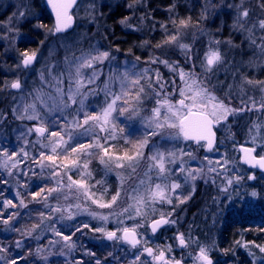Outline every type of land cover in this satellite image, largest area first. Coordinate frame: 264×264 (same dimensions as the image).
Here are the masks:
<instances>
[{
    "label": "snow or ice",
    "instance_id": "6c2138e0",
    "mask_svg": "<svg viewBox=\"0 0 264 264\" xmlns=\"http://www.w3.org/2000/svg\"><path fill=\"white\" fill-rule=\"evenodd\" d=\"M47 2L51 5L57 19L55 29H49L48 36L55 37L60 43L54 48H50L48 57L44 58L39 72L40 88L36 89L34 93H29L33 103L26 104L21 111L20 106L14 102L11 111L13 119L37 121V125L29 128L27 132H21L17 137L18 140L25 141V145L19 151L0 143V184L7 185L9 183L2 174L5 171L9 177H15L17 183L15 197L8 198L3 195V192H0V197H3L0 198V224L3 225L2 231L16 233L19 236L14 245L12 243L5 245L0 241V254H3L0 255V264H38L37 257L42 264H50L48 257L43 254L44 250L37 248L33 251L30 243L33 239L42 243L41 236L48 231H51L54 236L62 238V247L66 248L68 252L77 247V241L81 237H87L89 232H94L102 233L110 241L123 240L136 249L132 254L134 257L132 264H148L146 258L142 259L145 253L147 257H152L157 264H182V261L175 257L166 258L165 251H160L159 255H156L150 247H144L142 251L139 247L142 240L138 239L137 229H145L144 235L147 236L148 228L155 234L162 227L178 222L171 218V213L167 215L162 213L159 219L153 215L151 223H147L145 219L147 214L142 210L147 208L149 203L171 204L173 212H175L178 205L173 203L174 195L180 204L191 198V194L182 196L181 193H177V190L181 188L180 183L174 180L169 190L166 181L177 172L181 174L185 172L182 157L192 154L181 150L180 157H177L175 152H168L166 156L156 148L153 138L163 137L166 131L171 129L175 130L177 139L182 137L186 141H196L197 147H203L200 141H206L207 150H213L212 128L214 126L222 124L230 115L237 112L264 113V97L259 101L254 96L249 97L247 101L242 100L244 106L239 109L231 106L232 89L237 76L240 77L242 88L245 85L252 86L264 93V80H254L247 75H241L242 65L253 66L258 63L257 56L264 57V0H259L262 14L255 19L245 0H241L239 4H229L227 0H219V2L203 0L200 18L195 22L197 28L202 24L206 26L214 24L218 18L226 14L225 8L234 12L232 23L228 26L227 36L223 35L225 31L223 20L216 25L214 31L210 27L201 29L200 34L209 38L203 57L199 52L193 53L192 45L182 42L184 36L181 29L192 26L191 18L181 19L175 32L171 31L167 24H160L167 39L155 45L162 51L160 55L148 61L149 64L157 66L155 70L145 68L142 72L133 70L117 72L103 81L102 88L100 82L103 74L98 72L97 68L104 65L105 62L111 63L116 59L113 51L111 49L102 50L99 45H89L87 49H84L78 47L81 44L80 40L68 39L66 30L69 28L71 20L68 10L77 3V0H64L62 3H57L55 0H47ZM30 8L29 0H17L15 11L7 22L0 21V39L10 40L23 27L22 21H26L30 15ZM128 8L129 15L122 17L120 23L132 31H139L138 25L133 23L137 19L135 11L139 10V6L129 4ZM174 10L175 5H169V13H173ZM90 11L91 22L98 24L100 18L95 15V0H92ZM139 19L142 22H147L152 17L145 12ZM172 24L176 27L177 21L172 19ZM36 27H43V25L37 24ZM154 27L155 22H153ZM234 34L243 36L244 40L237 43ZM245 42H247L249 50L253 52V56L247 61L243 59ZM46 43L47 37L40 42V48H43ZM145 46H147V42H145ZM177 47L184 57V65L192 64V68L187 72L179 62L161 58L173 54V49ZM166 48L168 51H163ZM60 49H63L66 54L63 62L52 61L53 56ZM77 51H79V55L76 54ZM115 51H120V49L117 48ZM230 54L231 59H229ZM237 55L241 57L239 62L236 60ZM40 56L39 48L33 51L25 49L19 52L15 70L33 68L40 61ZM136 59L139 61L140 57ZM50 61L52 62L50 63ZM197 61H199L200 73L196 72ZM161 64L169 68L174 77L178 75L183 86L177 84L175 79L170 82L166 81L158 67ZM260 66L264 67V64ZM135 68L134 64L133 69ZM178 69L179 71H177ZM221 69L233 78V83L227 84L228 91L223 97L216 94L217 85H213L212 88L208 87L213 76L219 78L218 74ZM229 69L232 71L229 72ZM201 75L204 79H201ZM117 80L120 86L119 91L115 89ZM225 83L227 80L220 82L219 89H222ZM169 84L174 86V91L179 96L178 100L175 99L173 93L169 92ZM45 88L47 89L46 94L43 92ZM11 90H23L19 78L5 83L0 88V91H9L10 94ZM133 93H135V106L129 107V98ZM101 94H103V104L97 111L96 108L90 107L87 101L90 97L98 98ZM153 97H155V107L152 108L150 116H144L143 113L147 111L144 104L146 100L151 102ZM249 102L251 107H249ZM8 118L7 111L0 112V128L8 122ZM134 120L142 121L141 138L132 145L134 151L131 154L128 151L120 154L116 149V143L123 140L125 148L132 144V133L137 131L131 125ZM33 134L37 136L36 141L27 139ZM45 140H48V143H44ZM28 145H31L33 149L31 154ZM243 151L246 154L245 163H251L253 167L259 166L264 170V155H261L257 160L252 155L256 151L255 148H244ZM73 156L76 158H71ZM93 156L97 157L99 164L103 166V175L99 180L95 179L90 168L91 160L87 159ZM177 159H180L181 163L177 164L175 168H165L166 162L175 164ZM253 161L255 162L253 163ZM226 163L227 161L217 160L216 166H213L209 161L207 168V173H214L222 183L226 184L225 187L219 189L224 193H227L229 188L241 179L237 175L225 180ZM21 164L24 165L23 168L19 167ZM144 164L148 166L146 175H150L152 171L158 169L159 173L156 178L165 181L163 184H157L155 189L151 190V196L148 199L140 194V188L144 181L133 186L134 177L138 175L139 168ZM129 169L126 183L122 171L118 170ZM77 172H79L80 178L73 179ZM113 173L119 181V187L111 196L110 201H102L96 197L95 191L102 189L101 197H103L108 192L105 185ZM29 176L34 177V180L24 179ZM65 176L67 182L64 180ZM198 176L202 178L206 176L203 169L189 170L184 177L185 183L189 180H196ZM254 178L251 175L247 177L249 180ZM93 180L95 183H92ZM176 180H179V176H176ZM212 182L215 184V179ZM48 184L53 186L47 187L45 190ZM30 188L39 190L32 191V200L26 203L23 190ZM65 189H67V194L64 193ZM54 193L63 195L67 207L59 203L58 197L54 196ZM72 195H75L76 199L82 195L87 201H90V204L84 208H81L80 203L73 205L71 203ZM252 195L255 196L256 193L253 192ZM53 199H57L55 207L50 203ZM129 200L134 203H128ZM40 203H43V208L37 209L29 206ZM212 203L217 205L215 198ZM125 204L127 206H123ZM91 205L100 209L112 210L111 214L117 217V230L106 231L103 225H93L90 221L80 219L79 217L87 214L92 220L108 221L109 216L92 210ZM73 207L77 211L72 212ZM116 208H121V211L115 212ZM33 212H39L38 223H33L31 228L18 227L25 217L31 220ZM64 212L68 213L66 217L56 216V213ZM154 212L155 209H153ZM213 215L215 216L217 213L214 212ZM138 217L139 220H137ZM123 218L132 220L135 226L132 228L121 227ZM65 219L68 223L64 222ZM260 231L264 232V228H261ZM118 233H122V235H118ZM176 240L182 249L189 247L192 242L190 236L186 240L184 233H179ZM60 243V240L51 241V244ZM143 243L146 244V241ZM196 246L199 251L194 256V264H213L209 255L211 248L207 245H200L199 241H196ZM236 247L245 248L248 255L252 257L251 264H264V244H257L255 241H245L241 244L237 241ZM167 251H172V245L168 246ZM52 254L50 252L48 255ZM59 254L65 255L63 251ZM225 254H229V250H226ZM231 254L235 256V251L233 250ZM84 255L92 256L95 264H107L88 249H84ZM108 255L115 259L113 253L110 252ZM76 264H91V261L81 260Z\"/></svg>",
    "mask_w": 264,
    "mask_h": 264
},
{
    "label": "rangeland",
    "instance_id": "374dc122",
    "mask_svg": "<svg viewBox=\"0 0 264 264\" xmlns=\"http://www.w3.org/2000/svg\"><path fill=\"white\" fill-rule=\"evenodd\" d=\"M150 1L153 0H95L96 4V13L95 15L99 17V23H92V14L90 11V6L92 0H79L78 6L76 7L73 15L75 17V27L73 30L66 34L69 40L75 41L80 40L81 44L78 47L87 49L89 45H99L102 50L111 49L116 57L111 63L105 62L104 65L98 66L97 71L101 72L102 80L100 82L101 88L103 87V81L108 79L110 75H115L117 72L123 73L125 70H133L137 72H142L145 68H155L157 66L151 65L148 61L160 55L161 49L155 47L156 44L161 43L166 40L163 30L160 28V24H167L168 28L175 32L176 28L179 27V20L176 19V27L172 24V19H175L177 14H168V23H158L154 19H150L147 22L140 21V17L143 16L145 12L151 16L152 9L149 6ZM187 2V8L189 11L195 10L197 19L201 15V4L203 0H185ZM219 2V0H217ZM229 4L236 3L239 4L241 0H227ZM249 10L253 13V18H257L262 14V10L253 5L251 0H245ZM251 2V3H250ZM31 5L30 15L26 18V21H22L23 27L19 29L14 36L8 39H0V69L3 70L5 78L3 85L5 83H10L11 81L19 78L22 82L23 90H11L9 91H0V112L7 111L9 113L8 122L0 128V143H3L5 146L10 149L15 148L17 151L25 145L24 140H18L17 137L21 132H27L29 128H33L37 125V121L31 120H17L13 119L11 115L12 108L15 104L20 106L21 111H23L26 104L33 103L32 97L29 93H34L36 89L40 88L39 72L41 66L44 63V58L48 57L49 49L54 48L60 43L55 37L48 36V31H45L43 27H36L37 24H40V19L43 14V2L42 0H29ZM17 0H0V21L7 22L8 18L15 11V5ZM129 4H134L139 6V10L135 11L136 20L133 21L134 24H137L140 28L139 31H132L128 28H125L120 22L119 27L123 33H131L137 35V42L133 45L128 44L124 46V49L120 48L117 45H113L114 42H108L107 37L110 34V29L106 24V14L111 12L116 7H121L123 9V17L129 15L130 10L128 8ZM225 15H222L216 20L214 24L209 26L201 25L199 28L195 26V22H192V26L187 29H181V32L184 36L182 42L192 45L193 53L199 52L200 56L203 57L204 51L208 44V37L202 36L200 34L201 29H206L210 27L211 30H215L216 25L223 20L225 22V31L224 36L228 35V26L231 25L234 18V12L225 8ZM101 14H103L101 16ZM171 16V19H170ZM153 22H155V27L153 28ZM159 24V25H158ZM107 29V31H105ZM159 33V34H157ZM156 35H161V39H156ZM235 40L237 43H240L244 40V37L239 34H234ZM259 35V33H257ZM47 37V43L43 48H40V42L45 40ZM154 40V41H153ZM30 42L34 44V49H40L41 56L40 61L35 64V66L28 70L21 69L20 71L15 70V65L18 63V49L19 43ZM147 42V46H145ZM202 42V44H200ZM200 44V46H198ZM117 48L120 51H115ZM163 51L167 52V48ZM244 53L246 58L243 57L245 61L249 60L253 56V52L249 50L247 42L244 43ZM248 53V54H247ZM79 55V51L76 52ZM65 52L63 49H60L57 54L52 58V61L59 60L63 62L65 57ZM137 57H140V60L137 61ZM171 61L179 62L183 67L185 72L192 68V64L188 63L184 65V57L180 52L179 48L173 49V54H169L166 57ZM231 59V54L229 55ZM237 62L241 60L239 55L236 56ZM50 61V63L52 62ZM256 61L258 63L253 66H241L242 71L241 75H247L248 77L254 80H264V67L260 65L264 64V57L257 56ZM196 72L200 73L199 61L196 62ZM136 65V68L133 69V65ZM159 70L164 76L166 81L176 80L177 84L183 86L180 83L179 76H173L169 68L165 67L163 64L159 65ZM179 71V69L177 70ZM232 70L229 69V72ZM154 77V72H153ZM218 79L216 76L212 77L211 84L208 85L209 88H212L213 85H217L218 90L216 94L219 96H224L228 91L227 84L233 83V78L230 74H226L223 69L218 74ZM201 79H204L201 75ZM227 80V83L224 84L222 89H219V83ZM3 87V86H2ZM119 82L118 80L115 83L116 91H119ZM168 90L170 93L175 95V99H179V96L174 91V86L169 84ZM43 92L46 94L47 89L45 88ZM255 97L259 101L264 97V93H261L259 89L253 88L252 86H243L241 87L240 77L237 76L235 81V86L232 89V100L231 106L233 108L239 109L244 105L243 101H247L249 97ZM135 93L129 98V107H134ZM87 103L90 107L96 108L99 110V106L103 104V94L98 98H89ZM39 107V105H38ZM155 107V97L151 99V102H145L144 108L147 110L143 113L144 116H150L152 108ZM249 107L251 103L249 102ZM94 114V113H93ZM132 128L137 131L132 133V144H129L127 148L124 146V141L120 140L116 143V149L120 154H123L125 151H128L131 154L134 151L132 145H134L137 139L141 138L142 134V121L134 120L131 122ZM259 126V127H258ZM215 132L217 135V141L212 151L208 152L205 149L204 143H201L203 147H197V144L193 142L186 141L182 137L176 138L175 130L168 129L166 134L163 137H154L153 140L156 144V148L165 153L167 156L168 152H175L177 157H180V152L183 150L186 153H191V156L184 155L182 157L183 164L185 167V172L183 174L177 172L175 175L170 176L166 181L168 189H171V183L175 182L181 184V188L177 190V193H181L182 196H189L185 203L180 204L179 200L175 199L173 196V203L178 205L175 212H173V205L164 203L160 204L156 202L155 204L149 203L147 208L142 211L147 215L145 219L147 223H151V219L154 215L156 219L160 218V215L163 213L167 215L172 214L171 218L177 220L178 222L173 225H166L162 227L156 235H152L150 229H147V236L144 235L145 229H137L139 236L138 239L142 240V244L139 246L142 251L144 247H150L154 250L156 255H159L160 251H165L166 258L175 257V259L181 260L182 264H194V256L198 253L199 249L196 246V241H199L200 245H207L211 248L209 255L213 260V264H237V261H233L230 258L224 257V253L221 251V244L219 243L218 235L220 231H223L227 221L229 219L236 220L237 217L242 215H251L256 217V222H260V219H264V175L256 174L253 170L247 169L243 164L240 163L239 158L240 154L238 151V146H247L255 148L254 151L258 156L264 155V113L255 112V111H243L237 112L234 115H230L228 119L222 124L214 126ZM27 139L31 141H36L37 136L33 134ZM67 139V137H65ZM44 143H48V140H45ZM39 148V145H37ZM28 150L30 154L33 149L31 145H28ZM155 150V149H154ZM207 157V159H206ZM71 158H76L75 156ZM87 159L91 160L90 168L93 172V175L96 180L101 179L102 165L99 164L97 157H88ZM221 160V162L227 161L225 167L227 169V175L225 180L229 177L234 178L239 175L241 177L238 183L233 184L227 193L220 192L219 189L226 186L225 183L221 182L220 178H217L214 173H207V168L209 166V161L212 162L213 166H216V161ZM83 163V161H81ZM181 160L177 159L175 164L165 163L166 169L175 168L177 164H180ZM19 167L23 168L24 165L21 164ZM203 169L206 173L205 177L198 176L196 180H189L185 183L184 177L187 175L189 170ZM219 171V169H217ZM122 171V174L125 177L127 183V177L130 172L129 170H118ZM148 172L147 164L142 165L138 170V175L134 177L133 186H136L140 181H144L143 186L140 188V194L145 197V199L150 198L151 190L155 189L157 184H163L165 181L157 179L159 170L156 169L152 171L150 175H146ZM5 178L9 181L7 185L0 184V192H3L4 196L8 198L15 197L17 190V183L15 177H9L7 172L2 173ZM254 176L252 180L247 179L248 176ZM176 176H179V180H176ZM80 175L77 172L73 179H79ZM25 180H34V177H25ZM213 179H215V184H213ZM65 182H67V177H64ZM95 183V180L92 181ZM53 186L48 184L47 187ZM108 189V192L101 197V190L95 191V195L98 199L102 201H110L111 196L115 194V190L119 187V181L113 173L108 183L105 185ZM10 189V191H9ZM38 188H30L23 190L24 199L26 203H29L32 200L31 192L38 191ZM255 192L256 195L253 196L252 193ZM64 193L67 194V189L64 190ZM54 196L58 197L59 203L67 207V202H65L62 194L54 193ZM3 198V197H0ZM213 198L216 199L217 205H213ZM50 203L55 207L57 205V199H53ZM71 203L75 205L80 203L81 208L87 207L90 204V201H87L84 196H80L79 199H76L75 195L71 196ZM128 203H134V201L129 200ZM32 208H43V203L40 204H30ZM123 206H127L126 204ZM91 209L95 210L101 215L109 216L108 221H97L92 220L87 214L79 217L80 219L90 221L93 225H103L106 228V231H116L117 230V217L111 214L112 210L109 209H100L95 205H91ZM153 209L155 212L153 213ZM72 212L77 211L74 207L71 209ZM121 208H116L115 212H120ZM217 215H213V213ZM67 212L56 213V216L61 215L67 216ZM40 217L39 212L32 213V219L29 220L25 217L21 223L18 225L20 228H31L33 223H38ZM140 218L138 217L137 220ZM27 221V223H25ZM262 221V220H261ZM65 223L68 221L65 219ZM254 223V222H253ZM127 226L132 228L135 226L132 220L123 218V225L121 227ZM264 227V224H262ZM60 227V225H57ZM3 225L0 224V241L5 245L12 243L14 245L16 239L19 238L16 233H7L2 231ZM179 233H184L185 238L191 237V244L189 247L181 248L178 245L176 236ZM121 235V233H118ZM95 237V239H92ZM75 239V237H74ZM42 243L35 239L31 240V248L35 251L37 248L44 250V255L48 257L50 264H76L77 261L87 260L91 261V264H95V260L92 256L84 255V249H88L95 254L96 257H99L101 261H106L107 264H132L134 259L133 253L136 251L130 244L124 242L123 240L110 241L104 239L102 233L89 232L87 237H81L77 241V247L71 252H68L66 248H63V241L61 237H56L51 231L46 232L41 236ZM53 240H60V244H51ZM146 241V244L143 243ZM241 244L244 242L240 241ZM172 245V251L168 252V246ZM236 247V244H235ZM237 248V247H236ZM247 255V257L252 260V257L248 255V252L243 247H239ZM63 251L65 255H60L59 253ZM235 251V250H234ZM258 251V250H257ZM52 255H48L49 253ZM113 253L115 259L112 256H109L108 253ZM14 254V253H13ZM3 255V254H0ZM227 256V255H226ZM229 257L234 255L231 252L228 254ZM146 258L148 264H157L152 257H147V254H144L142 259ZM235 258V257H234ZM38 264H42L37 257Z\"/></svg>",
    "mask_w": 264,
    "mask_h": 264
},
{
    "label": "trees",
    "instance_id": "16d2710c",
    "mask_svg": "<svg viewBox=\"0 0 264 264\" xmlns=\"http://www.w3.org/2000/svg\"><path fill=\"white\" fill-rule=\"evenodd\" d=\"M251 2L253 3V5L260 8L259 0H251ZM171 4L175 5V10L171 14L176 13L178 16L176 17L175 15H173L175 20L178 19L180 21L181 19L186 20L188 18H191L192 22L196 21V11L192 9L191 11H189L187 8V2L185 0H153L150 1L149 6L152 9L151 16L154 21L158 23H168V14H170L168 11V7ZM42 12L43 14L40 19V24L43 25L45 31H48L52 27V21L44 9L42 10ZM122 17L123 9L121 7H116L111 12H108L106 14V24L110 29V34L107 37L108 42H114L113 45H117L120 48L124 49L125 45H133L135 42H137L138 38L137 35L131 33H123L120 30L119 22ZM156 36V39H159L161 37V35ZM200 44H202V42ZM200 44L198 46H200ZM18 49L20 50V52L24 51L25 49L33 51L34 44L33 42H20L18 44ZM244 57L246 58V56ZM4 78V72L0 69V88H2L3 86ZM254 220H256V217H252L251 215H242L240 217H237L236 220L229 219L227 221L224 230L220 231L218 235L219 243L221 244L220 249L224 253V255L226 250H229V253L235 250V256L229 257L227 254V256L225 255L224 257L230 259L232 258L231 260L237 261V264H251V260L242 251V249L236 248L235 244L237 243V241H255L257 244H264V232L260 231L261 228H264L262 226V224H264V219H260V222H256Z\"/></svg>",
    "mask_w": 264,
    "mask_h": 264
},
{
    "label": "water",
    "instance_id": "95a60500",
    "mask_svg": "<svg viewBox=\"0 0 264 264\" xmlns=\"http://www.w3.org/2000/svg\"><path fill=\"white\" fill-rule=\"evenodd\" d=\"M55 2H57V3H62V2H64V0H55ZM77 3H78V0H77ZM77 3L74 4L73 7L70 8V9L68 10V13H69V16L71 17V20L69 21V25H70V26H69V28L66 30V34L69 33V32H71V31L73 30V28H74L75 20H74V17H73V15H72V11L74 10V8H75V6L77 5ZM43 5H44L45 10L47 11V13L50 15V17H51V19H52V30H54L55 27H56V24H57L56 14H55V12L52 10L51 5L48 4L47 0H43ZM214 128H215V127L212 128V132H213V134H214V135H213V148H214V146H215V144H216V141H217V135H216V132H215V129H214ZM187 141L193 142V144H195V145L197 144L196 141H193V140H187ZM201 143H204L206 151H208V152L212 151V150H207V143H206V141H200V144H201ZM244 148H251V147L242 146V145L238 146V151H239V154H240V158H239L240 163L243 164V165H244L246 168H248V169H254V170H256V171H258V172H260V173H264V170H262L259 166L253 167L251 163H245V162H244V161H245V155H246L245 152L243 151ZM252 155H253L257 160L259 159V156H256L254 152L252 153ZM254 162H255V161H253V163H254ZM149 229H150V228H149ZM159 230H160V229H159ZM159 230H157V232H156L155 234L152 233L151 229H150V232H151L152 235H156V234L158 233ZM121 235H122V233H121ZM104 239H106V238L104 237ZM106 240H107V239H106ZM178 245H179V242H178Z\"/></svg>",
    "mask_w": 264,
    "mask_h": 264
},
{
    "label": "flooded vegetation",
    "instance_id": "af4514ba",
    "mask_svg": "<svg viewBox=\"0 0 264 264\" xmlns=\"http://www.w3.org/2000/svg\"><path fill=\"white\" fill-rule=\"evenodd\" d=\"M42 1H43V0H42ZM77 6H78V5H77ZM77 6H76V7H77ZM76 7H75V9H76ZM75 9H74V11H75ZM255 173H256V172H255ZM256 174H258V173H256Z\"/></svg>",
    "mask_w": 264,
    "mask_h": 264
}]
</instances>
